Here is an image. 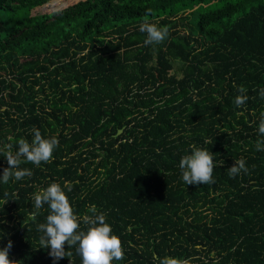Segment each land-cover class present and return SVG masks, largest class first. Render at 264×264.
<instances>
[{
  "label": "trees",
  "instance_id": "obj_1",
  "mask_svg": "<svg viewBox=\"0 0 264 264\" xmlns=\"http://www.w3.org/2000/svg\"><path fill=\"white\" fill-rule=\"evenodd\" d=\"M52 1L0 0V175L3 151L31 143L33 129L59 141L49 162L21 163L30 177L0 182V247L11 240L18 264H54L37 230L50 209L31 212L33 194L56 182L77 216L105 214L124 251L112 264H264V0L33 11ZM146 20L168 29L163 43L145 45ZM193 146L212 152L214 183L183 182ZM239 159L248 172L233 178ZM77 247L55 264H82Z\"/></svg>",
  "mask_w": 264,
  "mask_h": 264
},
{
  "label": "clouds",
  "instance_id": "obj_2",
  "mask_svg": "<svg viewBox=\"0 0 264 264\" xmlns=\"http://www.w3.org/2000/svg\"><path fill=\"white\" fill-rule=\"evenodd\" d=\"M150 11V10H149ZM139 30L147 34L145 45L163 43L168 35L166 27H159L147 20L141 23ZM235 87V85H234ZM239 95L234 99L236 107H242L248 100L247 89L244 86L237 88ZM259 95L264 99V88L259 90ZM258 132L264 135V113L258 126ZM34 138L31 143L21 138L18 140V150L13 153L10 149L3 151L2 156L6 158L8 167L3 169L0 175V182L7 184L14 179L20 181L30 177V169H21V163L28 162L39 166L41 162H49L53 152L59 145L56 137L44 138L39 129H33ZM258 151H264V140H258L256 144ZM215 163L212 152L207 149L193 146L192 153L185 155L179 162L182 173V180L186 185H200L214 183L213 171ZM229 176L235 178L237 175L248 172L244 159L235 160V163L227 169ZM65 188L70 187L67 182ZM8 194L5 193V196ZM33 208L31 219L35 221L39 211L45 204L48 205L50 213L45 223H39L37 230L42 232L40 237L41 248L51 249L48 253L56 261L64 257H70L71 252L65 250L78 245L77 253L82 259V264H112L113 260L119 261L124 258L121 239L113 234L112 227L106 222V216L98 212L95 205H92L89 214L83 217L74 214L68 196L59 183L53 182L46 189L33 194ZM5 202V204H7ZM81 222L86 226L80 230ZM13 242L8 241L7 245L0 247V264H18V261L10 259V250ZM159 259V258H158ZM159 264H183L181 260L173 257L159 259Z\"/></svg>",
  "mask_w": 264,
  "mask_h": 264
},
{
  "label": "rangeland",
  "instance_id": "obj_3",
  "mask_svg": "<svg viewBox=\"0 0 264 264\" xmlns=\"http://www.w3.org/2000/svg\"><path fill=\"white\" fill-rule=\"evenodd\" d=\"M67 3H69V1L53 0L52 2H49L46 5H42L41 7L35 8L33 11L34 12L52 11L54 9L65 6Z\"/></svg>",
  "mask_w": 264,
  "mask_h": 264
},
{
  "label": "water",
  "instance_id": "obj_4",
  "mask_svg": "<svg viewBox=\"0 0 264 264\" xmlns=\"http://www.w3.org/2000/svg\"><path fill=\"white\" fill-rule=\"evenodd\" d=\"M119 131H121V130H119Z\"/></svg>",
  "mask_w": 264,
  "mask_h": 264
}]
</instances>
